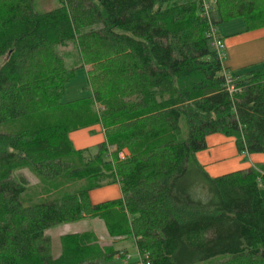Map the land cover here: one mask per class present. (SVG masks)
I'll return each mask as SVG.
<instances>
[{"label": "trees", "instance_id": "16d2710c", "mask_svg": "<svg viewBox=\"0 0 264 264\" xmlns=\"http://www.w3.org/2000/svg\"><path fill=\"white\" fill-rule=\"evenodd\" d=\"M36 1L0 0V264L136 263L93 232L62 235L54 258L46 230L84 218L143 264H264V162L211 178L196 158L217 133L264 153V64L230 95L209 34L264 28V0H207L208 18L202 0ZM79 69L90 96L61 103ZM93 125L104 142L75 150L68 134ZM110 184L121 198L93 205Z\"/></svg>", "mask_w": 264, "mask_h": 264}, {"label": "rangeland", "instance_id": "374dc122", "mask_svg": "<svg viewBox=\"0 0 264 264\" xmlns=\"http://www.w3.org/2000/svg\"><path fill=\"white\" fill-rule=\"evenodd\" d=\"M58 0H37L35 2V8L37 11H48L53 9L57 6ZM237 24V22H241L243 24V19H234L230 22L223 23L217 27H215L216 34L219 36L222 35V37L219 36L220 39L224 42L223 38H225L223 35L222 28L229 27V24ZM245 23V22H244ZM222 27V28H221ZM210 28V27H209ZM245 28V27H244ZM256 34L253 39H256L254 41H250L249 43L244 46L243 50L241 48H238V52L236 54L231 55V59H238V60H245L250 61L249 63H256L254 66H250L249 68H257L262 66L264 64V38H258L259 36H264V29L255 31ZM229 40V38H227ZM226 47V46H225ZM60 50L62 53H72L74 51V45L72 43H68L65 47H61ZM230 53L225 48V58L223 59V64H227V58ZM230 57V56H229ZM229 61V60H228ZM76 62L71 65V67L76 66ZM70 66V64H69ZM90 67H86L88 70ZM233 70V69H231ZM234 74H238L237 72L233 71ZM78 80L81 81L80 78ZM82 93V92H81ZM67 96V95H66ZM209 138V148L205 149L198 153L199 156H204L203 162L204 164H207L206 169L209 171V175L212 177H218L225 174H229L235 171H241V170H247L251 167V159L254 158V161L256 160H264V153H256V154H247L245 152H238L235 146V142L231 139H226L221 134H213L208 136ZM94 150L95 148H91ZM113 149H111L112 152ZM202 154V155H201ZM204 154V155H203ZM209 154H212V157H209ZM126 155H128V151L124 150L119 154V157L123 159ZM22 174L26 177L28 180L31 188L35 189V193L38 194L39 191H43V188L39 187L38 180L36 177L31 174L28 171H23ZM115 184H110L106 187H112L107 188L109 191L106 195H104V200L111 201L115 199V193H114V186ZM74 185L66 184V186H60L56 189L57 194L59 192L63 193L67 190L70 192L74 190ZM67 189V190H66ZM97 191V190H95ZM93 191V192H95ZM84 232H93L97 238L99 243L106 245L108 244L110 239L106 228L104 226V222L99 218H84L81 220H78L76 222L72 223H66V224H58L55 226H52L51 228L47 229L45 232V235L50 238L51 240V253L54 258L59 256L61 251V244H60V238L62 235L70 234V233H84ZM117 249H122V247H125V251L127 254L131 256L130 261L134 262L138 260V252L135 248L134 243L131 239L126 241H118L114 245ZM125 255L124 258L119 260V263L125 262Z\"/></svg>", "mask_w": 264, "mask_h": 264}, {"label": "crops", "instance_id": "0c3cea01", "mask_svg": "<svg viewBox=\"0 0 264 264\" xmlns=\"http://www.w3.org/2000/svg\"><path fill=\"white\" fill-rule=\"evenodd\" d=\"M228 26L229 27H225V26L223 28L221 27L223 30V33H224L223 36L224 37L226 36L225 38H223V40L226 39L224 41L225 46H226V50H228V52L230 53L228 56L226 55V57H228L227 58V64L224 63L223 68H225L227 70V73L230 74L231 76H236V75L241 74L244 71L251 69L249 67L256 65V63H249L250 61L238 60L237 58L232 60L231 55L236 54L238 52V48H241L243 50V48L247 44V42L248 43L250 42L248 40H251V41L256 40V39H253L255 34H256L255 31H258L261 29L253 30V31H247L246 25L244 22H243V24H241V22H237V24H235V22H234L233 24H229ZM262 29H264V28H262ZM219 36L222 37V35H220V34H219ZM227 38H229V40ZM258 38H264V36H259ZM263 62H264V60H263ZM231 69H233V70H231ZM233 71L237 72L238 74H234ZM78 78H80L81 81L78 80ZM87 85H88V79H87L86 69L77 70L75 73V77L72 80H70L65 86V92H64L63 96L61 97V103H69V102L77 101L80 99L88 98L90 96V92L84 90V88H86ZM217 134H219V133H217ZM211 135H213V134H211ZM221 135H223V134H221ZM208 136H210V135H208ZM208 136L205 138L206 149H208L210 146ZM223 136L226 137L225 135H223ZM68 138H69V141L71 142V144L75 150H82V149L93 148V147L95 148L99 144L103 143L105 140L104 130L102 129V127L100 125H93V126L85 128V129L72 131L68 134ZM226 139H231L234 141V139L230 138V137H226ZM198 153L196 154L197 161L204 168L205 172L209 175V171H207V169H206L207 164H204V162H203L202 157H204V156H199ZM209 157L211 158L212 154H209ZM263 162H264V160L254 161V158H252L251 159V167L257 163H263ZM210 177L214 178L212 176H210ZM107 188H112V187H106V188L101 187V188L95 189L97 191H95V190L90 191L89 192L90 202L93 205H96V204H99L102 202H106L107 200H104L103 197L109 191ZM113 188H114V193H115V199H113V200L120 199L121 198V191H120L119 185L115 184L113 186ZM93 191H95V192H93ZM126 240H129V238L128 239H117L114 242L109 240L108 245L112 244V246H114L116 242H118V241L123 242ZM132 242L134 243L133 240H132ZM114 248L117 249L115 246H114ZM124 249H125V247H122V249H117V250H124ZM127 262L133 263L130 260ZM134 262H136V261H134Z\"/></svg>", "mask_w": 264, "mask_h": 264}, {"label": "built area", "instance_id": "2783aa9c", "mask_svg": "<svg viewBox=\"0 0 264 264\" xmlns=\"http://www.w3.org/2000/svg\"><path fill=\"white\" fill-rule=\"evenodd\" d=\"M203 1V9L202 13L205 18L209 17V10L210 7L207 3V0H202ZM209 34L212 40V45L217 52L218 58L222 61L225 58V43L222 41V39L219 38V36L216 34L215 27L209 24ZM225 77V88L228 91L230 95L235 94L236 92H239V89L235 87V80L234 77L228 74L224 75ZM131 256L129 254H125V260H130ZM135 264H143L141 261V256L138 255V260L136 261Z\"/></svg>", "mask_w": 264, "mask_h": 264}, {"label": "bare ground", "instance_id": "6f19581e", "mask_svg": "<svg viewBox=\"0 0 264 264\" xmlns=\"http://www.w3.org/2000/svg\"><path fill=\"white\" fill-rule=\"evenodd\" d=\"M141 260H142V258H141Z\"/></svg>", "mask_w": 264, "mask_h": 264}]
</instances>
